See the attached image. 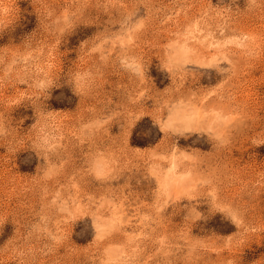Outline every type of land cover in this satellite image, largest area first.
Returning a JSON list of instances; mask_svg holds the SVG:
<instances>
[{
	"label": "rangeland",
	"instance_id": "obj_1",
	"mask_svg": "<svg viewBox=\"0 0 264 264\" xmlns=\"http://www.w3.org/2000/svg\"><path fill=\"white\" fill-rule=\"evenodd\" d=\"M0 264H264V0H0Z\"/></svg>",
	"mask_w": 264,
	"mask_h": 264
}]
</instances>
